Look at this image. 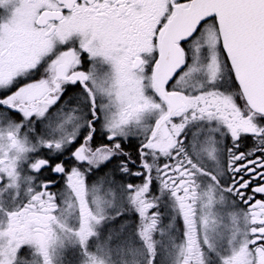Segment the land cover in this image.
I'll return each mask as SVG.
<instances>
[{"label": "snow or ice", "instance_id": "obj_1", "mask_svg": "<svg viewBox=\"0 0 264 264\" xmlns=\"http://www.w3.org/2000/svg\"><path fill=\"white\" fill-rule=\"evenodd\" d=\"M0 264H264V0H0Z\"/></svg>", "mask_w": 264, "mask_h": 264}, {"label": "flooded vegetation", "instance_id": "obj_2", "mask_svg": "<svg viewBox=\"0 0 264 264\" xmlns=\"http://www.w3.org/2000/svg\"><path fill=\"white\" fill-rule=\"evenodd\" d=\"M127 151L133 156H136V144L135 142H133L132 144H126L125 145ZM51 175V174H50ZM57 179H59V177H57ZM138 182V181H137ZM257 198H260L259 195L257 196Z\"/></svg>", "mask_w": 264, "mask_h": 264}]
</instances>
